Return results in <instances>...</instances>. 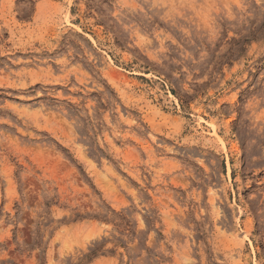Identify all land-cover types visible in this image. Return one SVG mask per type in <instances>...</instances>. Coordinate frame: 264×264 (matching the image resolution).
Masks as SVG:
<instances>
[{"label": "rangeland", "instance_id": "obj_1", "mask_svg": "<svg viewBox=\"0 0 264 264\" xmlns=\"http://www.w3.org/2000/svg\"><path fill=\"white\" fill-rule=\"evenodd\" d=\"M0 264H264V0H0Z\"/></svg>", "mask_w": 264, "mask_h": 264}]
</instances>
